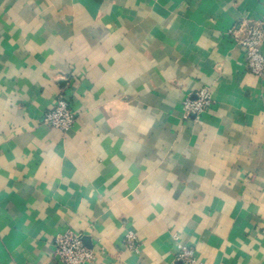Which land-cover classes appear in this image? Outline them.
I'll return each instance as SVG.
<instances>
[{
	"label": "crops",
	"instance_id": "1",
	"mask_svg": "<svg viewBox=\"0 0 264 264\" xmlns=\"http://www.w3.org/2000/svg\"><path fill=\"white\" fill-rule=\"evenodd\" d=\"M244 17L264 0H0V264H64L66 230L91 264H185L182 245L264 264V74L228 32ZM59 95L67 131L44 120Z\"/></svg>",
	"mask_w": 264,
	"mask_h": 264
},
{
	"label": "built area",
	"instance_id": "2",
	"mask_svg": "<svg viewBox=\"0 0 264 264\" xmlns=\"http://www.w3.org/2000/svg\"><path fill=\"white\" fill-rule=\"evenodd\" d=\"M229 36L243 48L248 69L256 74H264V19L244 17L240 24L229 29ZM212 92L209 87H202L194 97H187L183 102L186 116L199 118L211 104ZM47 124L59 131H67L76 121V114L70 101L59 95L55 104L44 116ZM126 240L133 246L136 236L132 231L126 233ZM55 257L64 264H91L95 259V251L91 248L83 233L66 230L56 235ZM176 259L185 264L195 261L192 247L182 245L175 254Z\"/></svg>",
	"mask_w": 264,
	"mask_h": 264
}]
</instances>
